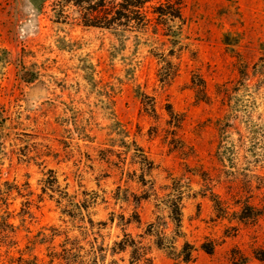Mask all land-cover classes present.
<instances>
[{
  "label": "rangeland",
  "instance_id": "obj_1",
  "mask_svg": "<svg viewBox=\"0 0 264 264\" xmlns=\"http://www.w3.org/2000/svg\"><path fill=\"white\" fill-rule=\"evenodd\" d=\"M105 1L0 0V207L17 248L32 238L48 260L58 234L102 248L99 264H264V0H183L160 20L154 0L150 24L123 30ZM125 233L133 254L112 250Z\"/></svg>",
  "mask_w": 264,
  "mask_h": 264
},
{
  "label": "trees",
  "instance_id": "obj_2",
  "mask_svg": "<svg viewBox=\"0 0 264 264\" xmlns=\"http://www.w3.org/2000/svg\"><path fill=\"white\" fill-rule=\"evenodd\" d=\"M90 0H78L77 5H81V3H90ZM154 0H117V30L123 29H136V28H145L146 25L150 24L151 19L148 14L144 11V7L148 2H152ZM183 0H158V6H156V10L154 11L157 14L158 20L170 16L172 18H180L181 17V5ZM105 0H100L97 7H101L105 5ZM97 8H95L96 10ZM84 24L85 25H95L103 27H108L107 24H93L91 20L85 17ZM25 81H27L25 79ZM204 85V86H203ZM202 91H205V84H203ZM135 145V150L138 152H142L143 155H146L142 146H140L135 140L133 142ZM148 159L147 157H145ZM151 164V162L149 163ZM1 206L5 203V198L0 196ZM184 198L183 195L178 196V198H173L168 202V208L170 210V217L176 228H180L182 225V211L184 208L183 204ZM247 207L252 209L253 207L247 204ZM8 208L0 207V264H99V252L102 248H97L93 246L90 256H85L79 254L77 251L79 250V246L76 242L71 241L66 236L65 243L60 244L58 246L55 245V239L57 237L56 234L52 236L51 242L48 244V260L39 257L33 250L36 247V243L33 242L32 238H29L28 244L25 248H17L18 242L16 239L17 227L10 222V214ZM151 225V232L154 231L156 224ZM45 235V234H44ZM125 240H121L119 242H115V247H112V250L115 251L117 245L119 246L120 251H125L128 247H132L134 253L135 244L133 238L129 233H125ZM159 240L156 242V246L158 248H164V239L161 238L162 235H158ZM73 245L70 247L68 244ZM131 241V243H129ZM46 242V241H45ZM81 248V247H80ZM195 246L189 242H185L182 250L180 251V257L183 258L184 261H190L193 258V253ZM202 248L207 253H213L215 250V243L210 242L209 244H203ZM76 249V250H75ZM138 249V248H137ZM18 253V255L16 254ZM148 250L144 252V255H147ZM141 255V254H140ZM142 257L137 258L136 260H140Z\"/></svg>",
  "mask_w": 264,
  "mask_h": 264
}]
</instances>
